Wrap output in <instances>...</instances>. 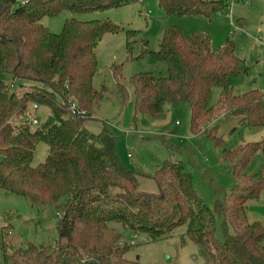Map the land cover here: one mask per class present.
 Wrapping results in <instances>:
<instances>
[{
    "label": "trees",
    "instance_id": "trees-1",
    "mask_svg": "<svg viewBox=\"0 0 264 264\" xmlns=\"http://www.w3.org/2000/svg\"><path fill=\"white\" fill-rule=\"evenodd\" d=\"M136 1L141 0H0V188L32 204L67 197L56 222L54 246L26 243L9 251L6 227L2 228L3 264H141L123 257L129 244L114 225L130 235L142 234L150 242L168 239L185 225L181 242L186 238L195 244L201 264H264V226L246 216L247 203L264 190V175L242 173L253 155L264 154V139L221 151L219 157L230 164L236 184L211 209L194 190L180 161L165 160L156 166L150 175L156 193L139 191L137 174L121 162L116 139L107 126L103 124L93 134L83 125L102 97L103 88L92 87L97 62L94 48L104 34L121 28L108 19L70 18L54 34L40 20L63 10L93 12ZM157 3L167 15L176 17H209L224 7L218 0ZM152 54L166 63L168 75L130 77L136 112L159 117L165 103L181 100L189 105L194 134L204 129L208 121L204 119L221 114L238 117L237 124L264 127V92H234L232 79L243 66L233 43L227 41L213 50L208 36H185L169 27L159 50ZM7 74L16 89H11ZM113 76L125 98L119 68ZM215 87L221 89L220 96L207 108ZM29 104L47 107V119L36 125L20 121ZM71 105L84 115L73 114ZM216 132L213 126L206 135L215 147L223 148L224 141ZM38 142L47 146V154L43 162L31 166ZM215 216L222 219L223 239L216 234Z\"/></svg>",
    "mask_w": 264,
    "mask_h": 264
},
{
    "label": "rangeland",
    "instance_id": "rangeland-1",
    "mask_svg": "<svg viewBox=\"0 0 264 264\" xmlns=\"http://www.w3.org/2000/svg\"><path fill=\"white\" fill-rule=\"evenodd\" d=\"M218 1L224 4L223 9L209 17L171 16L158 6L157 0H141L93 12L63 10L40 20V24L54 34L60 33L65 20L70 18L80 21L108 19L121 28L117 33L104 34L94 48L97 62L92 87L97 91L103 88L102 97L83 125L93 134L99 133L103 124L107 126L116 139L121 162L137 174L139 191L156 193L157 187L150 175L165 160H176L184 164L194 190L211 209L236 184L230 164L219 157L221 151L261 141L264 127L237 124L238 117L221 114L215 119H204V123L208 120L204 129L194 134L190 131V108L186 101L165 103L159 117L136 112L129 79L138 73H150L155 77L168 75L166 63L152 53L159 50L165 28L175 27L185 36L192 33L208 36L213 50L227 41L233 43L235 56L243 66L232 79L235 94L251 90L264 92V0ZM116 68L120 69L119 83L125 88V98L117 90L113 76ZM6 80L12 90L16 89L10 74L6 75ZM220 93V88L212 89L207 108L215 105ZM27 111L38 124L49 115L45 106L35 109L29 104ZM18 119L27 121L24 115ZM213 126L217 127V137L224 141L223 148L215 147L206 135ZM47 149L42 142L36 144L31 166L43 162ZM242 173L264 175V154L258 151L253 155ZM66 200L63 196L53 203L32 204L23 196L0 188V246L4 227L9 251L24 247L26 243L54 246L56 222ZM246 216L250 222H260L264 226V190L247 203ZM221 223L222 219L215 216L219 239H223ZM114 227L129 244L123 254L127 260H137L141 264L202 263L195 244L186 238L181 242L185 225L176 228L172 237L154 242L146 241L142 234L130 235L119 225ZM228 230L232 231L230 227ZM0 264H3L1 249Z\"/></svg>",
    "mask_w": 264,
    "mask_h": 264
},
{
    "label": "built area",
    "instance_id": "built-area-1",
    "mask_svg": "<svg viewBox=\"0 0 264 264\" xmlns=\"http://www.w3.org/2000/svg\"><path fill=\"white\" fill-rule=\"evenodd\" d=\"M18 1V0H17ZM25 0H20L21 3H23ZM70 111L73 113V114H77L78 116H83L84 115V112L83 111H75V108L73 105H71L69 107ZM24 116H26L27 118V123L28 124H32V125H36L37 124V120L33 117L30 116V114L28 113V111L25 112Z\"/></svg>",
    "mask_w": 264,
    "mask_h": 264
},
{
    "label": "water",
    "instance_id": "water-1",
    "mask_svg": "<svg viewBox=\"0 0 264 264\" xmlns=\"http://www.w3.org/2000/svg\"><path fill=\"white\" fill-rule=\"evenodd\" d=\"M34 108L37 109V106H35Z\"/></svg>",
    "mask_w": 264,
    "mask_h": 264
}]
</instances>
